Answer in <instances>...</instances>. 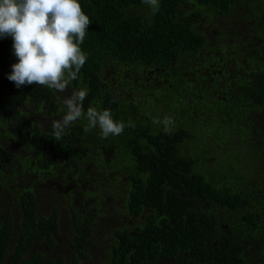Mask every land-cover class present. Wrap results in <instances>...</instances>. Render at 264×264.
Wrapping results in <instances>:
<instances>
[{"label":"trees","instance_id":"trees-1","mask_svg":"<svg viewBox=\"0 0 264 264\" xmlns=\"http://www.w3.org/2000/svg\"><path fill=\"white\" fill-rule=\"evenodd\" d=\"M80 2L88 59L68 95L135 127L102 139L81 119L55 140L62 94L17 88L0 38V264H86L98 246V264H264V0ZM47 190L62 205L44 213ZM64 205L66 249L32 251L58 244Z\"/></svg>","mask_w":264,"mask_h":264},{"label":"clouds","instance_id":"clouds-1","mask_svg":"<svg viewBox=\"0 0 264 264\" xmlns=\"http://www.w3.org/2000/svg\"><path fill=\"white\" fill-rule=\"evenodd\" d=\"M142 2L153 13L159 11L160 0ZM91 24L80 0H0V38H12L13 54L17 57L8 79L17 88L34 84L67 92L88 59L81 45ZM87 96L88 91L81 88L62 98L66 112L51 124L55 140L81 119L87 120L85 133L99 128L102 139L135 127L132 121L125 124L115 120L108 109L100 111L89 106L85 112L83 103ZM153 123L161 121L154 118ZM162 123L167 133L174 121L165 117Z\"/></svg>","mask_w":264,"mask_h":264},{"label":"rangeland","instance_id":"rangeland-1","mask_svg":"<svg viewBox=\"0 0 264 264\" xmlns=\"http://www.w3.org/2000/svg\"><path fill=\"white\" fill-rule=\"evenodd\" d=\"M68 93L69 91L65 92V93H61L62 94V97L64 96H68ZM33 119L36 121V123L38 125H40L41 121L42 122H45L46 119L43 118L41 115H38V114H33ZM56 119H60V118H56ZM56 119H53V120H56ZM49 121L50 124H52V121ZM15 158V157H14ZM32 179V177H30ZM43 195V198L39 201L40 204H41V211L46 213L47 211H49V209L51 208L52 204L56 203V204H59L60 203V206L62 205V200L61 199H56L55 195H53V193L49 190L45 191L44 193H41ZM61 210V222L62 224H67V212L64 208V206L60 209ZM114 210L112 207L111 208H108L106 211L107 212V217H103L102 218V221H99V223H102L103 224V227H101L99 229V232H98V235L101 237V238H104V236H106L108 233H109V230L111 226H113V222H117V220L119 221L122 217H120L119 213H114ZM111 213V214H110ZM6 215V212L5 211H2V213L0 214V218H3L4 216ZM107 220L109 222H107ZM66 227L67 225H64L63 226V229H62V233L60 236L57 237V240H58V244L53 247V248H50L49 247V244L50 242L49 241H46V242H43V243H40L37 245V248L39 249H42V250H47L48 251V258L50 257H54L58 251H63L66 249V242L68 240V232L66 230ZM103 252H104V249H102L100 246H98L97 248V257H93V259L89 260L86 262V264H98L100 259H98L99 256H102L103 257Z\"/></svg>","mask_w":264,"mask_h":264},{"label":"flooded vegetation","instance_id":"flooded-vegetation-1","mask_svg":"<svg viewBox=\"0 0 264 264\" xmlns=\"http://www.w3.org/2000/svg\"><path fill=\"white\" fill-rule=\"evenodd\" d=\"M34 178H36V176H34ZM48 182H49V180H48ZM58 187L61 189V187H63V185L62 184H60V183H58ZM72 190V185H68V186H66V189H65V193L67 194L69 191H71ZM76 199V198H75ZM6 200L8 201V199L6 198ZM9 200H10V198H9ZM63 207V206H62ZM64 208H65V205H64ZM38 244H40V243H36L34 246H33V248H32V251L33 250H35V249H39V248H37V245ZM43 252H45V254H46V256H47V254H48V251L47 250H42Z\"/></svg>","mask_w":264,"mask_h":264}]
</instances>
